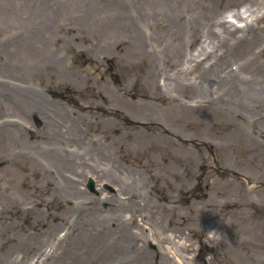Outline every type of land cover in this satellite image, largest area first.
I'll list each match as a JSON object with an SVG mask.
<instances>
[{
  "label": "rangeland",
  "instance_id": "obj_1",
  "mask_svg": "<svg viewBox=\"0 0 264 264\" xmlns=\"http://www.w3.org/2000/svg\"><path fill=\"white\" fill-rule=\"evenodd\" d=\"M3 3L0 264H99L107 254L121 263V235H104L91 220L96 208L107 221L116 216L120 201L111 198L119 186L98 177L89 164H120L147 194L148 176L137 164L146 148L158 161L167 152L210 157L205 176L196 168L189 201L179 197L168 205L152 191L141 197L138 212L146 216L148 233L162 226V238L185 264H264V0ZM32 36L46 43L17 52ZM220 61L227 69L215 71ZM251 87L256 92L243 105ZM18 91H36L59 113L70 154L79 151L71 130L80 134L81 152L95 155L103 148L100 160L89 156L85 165L57 167L85 193L70 204L58 195L63 185L45 160L53 150L52 132L43 127L47 120L9 109ZM184 104L195 107L194 119ZM14 128L24 130V141H15ZM168 136L177 147L166 142ZM126 177H119V185ZM212 232L217 235L210 243ZM183 243L194 249L184 252ZM151 245L146 250L161 248Z\"/></svg>",
  "mask_w": 264,
  "mask_h": 264
},
{
  "label": "bare ground",
  "instance_id": "obj_2",
  "mask_svg": "<svg viewBox=\"0 0 264 264\" xmlns=\"http://www.w3.org/2000/svg\"><path fill=\"white\" fill-rule=\"evenodd\" d=\"M4 0H0V7H4ZM39 2H42L43 0H38ZM42 5V4H41ZM0 16H1V10H0ZM137 26L135 25V32L137 35V43L140 44L142 41V36L137 30ZM49 32V31H46ZM46 35V34H44ZM34 41L28 42L25 45H23L20 49V51L17 52H25V47L28 49H32L36 45L41 48V46H44L46 43V39L43 40H37V36H32ZM248 45V42L246 43ZM246 45V47H248ZM13 46V45H12ZM15 47V45H14ZM8 47H3L1 52H9L5 51ZM44 51V50H43ZM43 53V52H42ZM5 54V53H4ZM224 61H220L219 65L215 66L214 70L216 71L217 67L219 71H223L226 68L225 65H222ZM220 74V73H219ZM256 91H253V88L251 87L249 90L244 91L245 96L242 98V103H247L249 100H251L252 96L255 94ZM18 96V102L17 104H12V107L9 108L11 111H16L20 113V115L26 117V118H37L40 120H44L47 122H44L43 127H45V130H49L50 132V138L49 141L51 142V148L53 149L52 152H49L48 157L46 160L48 166L50 168H55L57 170L58 174V181L63 186L57 190L58 195L62 198L64 196L65 202L70 204V200H72V197L77 194H85L82 192V188L78 184H73L69 180H67L64 175L63 171L58 170L57 167L60 169H65L67 167L71 168L72 165L75 164H82L85 165L88 160L89 156L91 158H96L98 160L102 159L104 156L102 149L96 150V154L94 155L92 152H88V149H86V152L83 153L80 150H82L80 147L83 145L80 139H77L76 137H79L78 130H71V134L73 140L78 145V150L74 152L73 154H70L68 151H66L64 145V135H66V131L62 129V126L60 125L59 121V113L54 110L53 106L49 103L45 102L43 99V95H39L36 91L33 93L30 92H23L18 91L15 92ZM157 95V94H156ZM173 98H176L174 96ZM185 107L188 109L189 114L192 119L193 117V111L195 110L194 106H188L187 104H184ZM237 110L236 108H234ZM244 111V110H243ZM157 129L156 126H153L151 130ZM15 132L13 133L14 139L16 142L20 143L24 138V130L21 129H13ZM156 133V132H155ZM68 134V133H67ZM177 137V135L175 134ZM24 141V140H23ZM68 141V140H67ZM169 144H173L175 147L177 145L175 143L176 140H171V138L168 136L167 141ZM148 150V151H147ZM81 152V153H80ZM142 154L141 161H138L137 164L143 168V170L146 171V176H148L147 179V187L150 188V193L152 195V192L154 193V197L158 199V201H163L164 203L168 205H172L176 199L179 197H183L186 201H189V195L190 194V187L189 183L194 178V173H196V168L200 165V172L201 176H205L208 173V166L207 164L210 163V157L208 155H204L201 157H196L194 154H184L180 155L176 152L169 153L167 152L162 157V160L158 161L155 158V155L149 151L148 148L144 151H140ZM83 153V155H81ZM108 157V155H106ZM83 160V162L81 161ZM91 161V160H90ZM163 161V162H162ZM94 162V161H93ZM111 165L110 171H101V173L98 175V177H108V179L111 181V184H117L119 186L118 192L115 194L114 201L118 202V206H116L113 209L114 214L116 215L112 217L111 221H107L104 219L105 217L102 215L101 210L96 208L94 210V213L92 212L91 220L93 221V225L96 226L100 233L107 235L111 232L118 233L121 238L120 241V250H122V254L124 256L123 259H121V263L119 264H152V260H156V264H185L184 260L177 259V256L175 255L176 252L174 248L171 246L172 242L169 241V239L162 238L164 236V231L162 226H158L156 230H152L149 233L151 235H148L146 229L147 219L146 216L139 214L138 209L141 205V197L143 196H151L147 192L142 193L141 190L144 189L141 184H139V180L133 177H130L132 174L127 169H124L121 167L120 164H116L115 162L109 161L108 162ZM98 164V163H97ZM100 166V165H99ZM57 168V169H56ZM88 172V171H87ZM126 181L122 184V179L119 177L121 175H126ZM132 178V179H131ZM207 178V176H206ZM102 181H99L101 183ZM70 187V188H69ZM69 189V190H68ZM152 191V192H151ZM86 195L88 196V193L86 192ZM126 197V198H122ZM86 198V196H85ZM90 198L88 197V200ZM99 199L102 200L101 197ZM92 200H96L95 198ZM118 200V201H117ZM100 202V201H98ZM93 203H96L93 201ZM176 203V202H175ZM126 205L125 208L120 207V205ZM166 208V206H162ZM129 212L131 216L128 218L124 217V215ZM250 215V214H249ZM90 220V221H91ZM91 221V222H92ZM118 224L120 227L117 229L115 225ZM114 225L115 228H111L110 226ZM131 225V226H130ZM134 228L137 227V229H140V233L135 234L130 227ZM142 231V232H141ZM147 233V234H144ZM143 233V234H142ZM217 233L212 232L207 236L208 242L212 243L216 240ZM174 235H171V238L173 239ZM190 237L195 238L194 231H190ZM189 238V237H187ZM186 238V239H187ZM166 240V243L163 241ZM151 243H157V245H161V248L158 250H154L153 252H150L149 250H146L145 246H152ZM142 244V245H140ZM164 244L168 245V247H165ZM211 247V246H210ZM180 249H183L184 252H190L194 249L193 244L186 245L182 244L180 246ZM170 251H172L170 253ZM131 252V253H129ZM172 255V256H171ZM114 261V257H111V254H107L103 257L102 261H100L99 264H118ZM235 264V263H233Z\"/></svg>",
  "mask_w": 264,
  "mask_h": 264
}]
</instances>
